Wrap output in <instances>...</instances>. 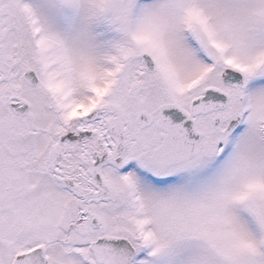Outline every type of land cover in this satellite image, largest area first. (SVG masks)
I'll return each mask as SVG.
<instances>
[{"label": "snow or ice", "instance_id": "1", "mask_svg": "<svg viewBox=\"0 0 264 264\" xmlns=\"http://www.w3.org/2000/svg\"><path fill=\"white\" fill-rule=\"evenodd\" d=\"M0 264H264V0H0Z\"/></svg>", "mask_w": 264, "mask_h": 264}]
</instances>
